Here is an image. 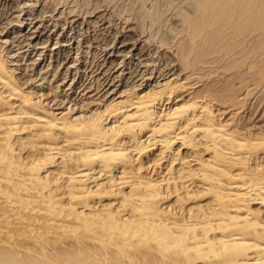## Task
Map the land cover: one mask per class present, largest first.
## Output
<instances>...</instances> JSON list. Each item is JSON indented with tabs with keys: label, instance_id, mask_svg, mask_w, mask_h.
<instances>
[{
	"label": "bare ground",
	"instance_id": "bare-ground-1",
	"mask_svg": "<svg viewBox=\"0 0 264 264\" xmlns=\"http://www.w3.org/2000/svg\"><path fill=\"white\" fill-rule=\"evenodd\" d=\"M53 1L0 0V264H264V0Z\"/></svg>",
	"mask_w": 264,
	"mask_h": 264
},
{
	"label": "rangeland",
	"instance_id": "rangeland-1",
	"mask_svg": "<svg viewBox=\"0 0 264 264\" xmlns=\"http://www.w3.org/2000/svg\"><path fill=\"white\" fill-rule=\"evenodd\" d=\"M63 1L64 0H61L62 4L66 3V2H69V1H73V0H65L64 2ZM74 1L77 2L78 4H81L84 0H77V1L74 0ZM87 1L88 2L86 4H88L89 6H92L94 3L99 1L98 3L100 4L101 7H102V4H103V8H109V6H110L109 9L119 8V7H121L120 5L123 4L122 5L123 7H121L122 10H121V8H119V9L121 11L124 10L123 11L124 14H130V15L131 14L132 15L135 14V15H138V16L140 15V19H144V23L148 27V28L145 27L146 30L148 29L150 31H156V32H158L157 34H160V35L162 34L161 36H164L168 32L167 30L169 29V25L171 24L172 20L177 17L176 15H178V17H179L178 11H183L184 9L188 8V9L184 10V12L185 11H187V12L189 11L190 12V10L192 11V10L195 9L194 5H193L194 4L193 2H195V0H192L193 2L191 0H129V1L128 0H125V1L124 0H112V1L111 0H97V1H95V0H87ZM89 1H92L93 3L92 2L89 3ZM53 2H54L53 0H50V1L47 0V4L48 5H52ZM123 2H125V3H123ZM161 2H163V3H161ZM124 4H125V7H124ZM188 4H191L193 6H190ZM160 5H163V6H160ZM186 5L189 6V7H187ZM136 9L137 10L140 9L139 11H142V12H140V14H139L136 11ZM181 9H183V10H181ZM3 11L5 12V9L0 10V13H3ZM136 12L138 14H136ZM174 14H175L176 17L174 16ZM114 19H116L115 16H114ZM149 22H150V24H149ZM162 26H164L165 28L162 27ZM246 64H248V61L247 62H243V63H241L240 65H238L236 67L228 69L226 72L237 71L240 68L244 69L246 67Z\"/></svg>",
	"mask_w": 264,
	"mask_h": 264
}]
</instances>
